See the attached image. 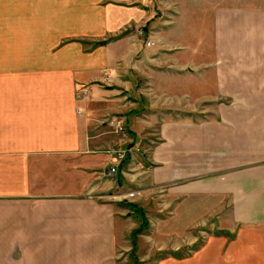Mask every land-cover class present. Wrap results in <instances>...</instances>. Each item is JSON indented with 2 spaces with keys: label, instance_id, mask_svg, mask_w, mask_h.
Instances as JSON below:
<instances>
[{
  "label": "crops",
  "instance_id": "1",
  "mask_svg": "<svg viewBox=\"0 0 264 264\" xmlns=\"http://www.w3.org/2000/svg\"><path fill=\"white\" fill-rule=\"evenodd\" d=\"M171 1L163 18H175L155 25L147 0H0V171H13L0 200L19 207L0 220V264H107L135 211L116 204L138 207L154 187L188 223L209 213L233 229L164 264H264V0ZM141 25L163 39L173 105L144 135H121L98 108ZM112 147L126 151L115 173ZM28 205L40 208L25 219Z\"/></svg>",
  "mask_w": 264,
  "mask_h": 264
},
{
  "label": "rangeland",
  "instance_id": "2",
  "mask_svg": "<svg viewBox=\"0 0 264 264\" xmlns=\"http://www.w3.org/2000/svg\"><path fill=\"white\" fill-rule=\"evenodd\" d=\"M147 1L146 3L150 5L149 7L154 10V15L156 14L154 18L155 25L162 22L167 23L168 20L173 21L175 17H170L168 13L167 15L170 18L166 21L163 18L164 9L162 10L163 1L172 3L171 0ZM165 6L166 8L168 7L167 9H173V4ZM188 22L194 27L196 20L192 19ZM210 22L211 19L209 17H198L197 28L203 27L201 39L205 45L210 43L211 35L208 32ZM143 29L142 25L135 29V34L138 37V39L136 38L138 50L129 56L126 63L129 66L120 68L115 65L114 70L105 74H108L109 79L105 82L104 88H106V93H109V96L107 97L106 105L98 108L100 115L97 118H99V121L106 123L111 116L121 118L125 126L126 135L127 133L130 135L132 132L130 125H133L132 128L138 134L144 135L147 130H151V127L157 124V121L169 116L171 112L169 107L173 105L172 103L164 102V99H168L167 96L171 95V93L169 90H165L166 95L163 92L162 73L164 69L161 59L162 55L159 52V49L162 48L163 39H160L157 36L158 34H150L148 29H145V31ZM140 31L142 32L139 33ZM176 35L175 38L179 42V36ZM148 40L153 41L154 45L147 46L146 42ZM116 87L117 89L114 90ZM171 99L177 100L170 97ZM198 107L203 108L204 105H199ZM103 126H105L106 133L110 134V132L108 133L110 129L107 124H103ZM12 172L5 169L0 171V173L5 175H11ZM1 186H4V181L2 180L0 181V191H2ZM132 199L137 201L138 207L144 210L147 227L144 226L134 239L128 240L130 232L137 228L142 221L140 214L136 210H132L133 219L124 220L122 243L117 248L114 259L112 261L107 260V264H164L163 258L165 257H182L189 254L190 251L192 252V250H199L205 245L211 234H214V232L217 234L216 231L222 230L232 233L233 230L224 227L220 228L217 225L215 227V219L218 220V218L214 217L211 219V217H208V219H205L209 213H202L203 216L198 217L197 220L191 218L188 223L189 213L178 212V210H166L162 200V187L140 189V192L133 196ZM116 205L125 208V211H131V208L126 204ZM176 205H174V208ZM35 208L37 210L40 207L28 205L25 208L26 212L22 213L21 211V215H24V218L27 219L28 210ZM223 217L226 221L229 220L228 213H223ZM18 218L19 207L13 205L12 202L0 200V220ZM64 261L58 260L57 262L59 264ZM165 264L168 263L165 262ZM170 264L177 263L170 262Z\"/></svg>",
  "mask_w": 264,
  "mask_h": 264
},
{
  "label": "built area",
  "instance_id": "3",
  "mask_svg": "<svg viewBox=\"0 0 264 264\" xmlns=\"http://www.w3.org/2000/svg\"><path fill=\"white\" fill-rule=\"evenodd\" d=\"M140 31L139 33H141ZM147 46H152L154 45V42L151 40H148L146 42ZM108 125H110L116 133H120L121 135H125V126L123 123V120L117 116H112L109 119H107ZM108 153L111 156L112 159V165L110 167V172L114 173L116 171V168L119 163L125 158L126 151L123 150L122 148L118 147H112ZM128 195H133V192L130 191Z\"/></svg>",
  "mask_w": 264,
  "mask_h": 264
},
{
  "label": "trees",
  "instance_id": "4",
  "mask_svg": "<svg viewBox=\"0 0 264 264\" xmlns=\"http://www.w3.org/2000/svg\"><path fill=\"white\" fill-rule=\"evenodd\" d=\"M105 41H98L96 42L95 45H99V44H104ZM129 207H132L134 208V210H136L140 216H141V223L137 226V228L133 229L131 232H130V239H134L135 236L137 235V233L141 232V230L145 227H147V220L146 218L144 217V213H143V210H141V208L135 206L134 204H128Z\"/></svg>",
  "mask_w": 264,
  "mask_h": 264
}]
</instances>
